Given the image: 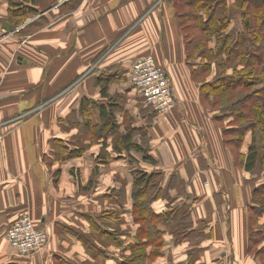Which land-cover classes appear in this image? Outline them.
Returning <instances> with one entry per match:
<instances>
[{"label": "crops", "instance_id": "obj_1", "mask_svg": "<svg viewBox=\"0 0 264 264\" xmlns=\"http://www.w3.org/2000/svg\"><path fill=\"white\" fill-rule=\"evenodd\" d=\"M145 56L169 72L175 107L167 115H155L128 80ZM196 61L174 0H0V264H124L139 229L137 169L160 173L162 188L173 176L171 195L191 206L193 228L208 225L178 247L165 236L163 257L149 264H264L256 254L264 242L249 248V175L234 167L202 99L213 75ZM83 99L91 117L80 114ZM102 107L118 128L99 138L80 126L101 129ZM127 125L143 130L135 141L158 164L119 153ZM78 146L87 150L69 157ZM167 206L161 199L152 208ZM24 215L50 237L30 256L7 240Z\"/></svg>", "mask_w": 264, "mask_h": 264}, {"label": "trees", "instance_id": "obj_2", "mask_svg": "<svg viewBox=\"0 0 264 264\" xmlns=\"http://www.w3.org/2000/svg\"><path fill=\"white\" fill-rule=\"evenodd\" d=\"M174 1L188 59H202V72L207 75L213 72V65L218 68L215 77L204 82L201 95L205 101L213 100L209 102L212 114L217 111L215 107L226 110L221 117L213 114V121L219 124L222 141L232 156L234 167L246 175L257 171L264 173V0ZM236 14L242 20V30L238 31L234 25ZM108 82L106 80L105 86ZM257 84L262 87L254 89ZM89 104L86 99L82 100V117H91ZM102 108L101 129V125L91 128L87 122L80 126L99 138L103 137L105 129L109 128L108 132L114 133L118 128L114 112L110 110L107 113ZM154 113L158 115L156 111ZM138 134L145 139L142 129L127 125L121 137L119 153L130 156L133 150L143 154L146 162L158 164L149 154V148L135 141ZM248 134L251 136L249 142L246 141ZM86 150V147L78 146L68 152L69 157L80 156ZM160 176V173L149 174L140 169L133 172L132 215L139 229L137 243L130 245L133 252L128 257L123 256L124 264L154 263L163 257L165 236L170 235L171 241L178 247L192 242L200 236V230L208 226L203 224L193 228L191 206L178 201V196L171 195L173 176L168 179L165 188H162L164 177L161 179ZM161 199L167 201L168 206L158 213L152 205ZM249 215L254 231L249 246L252 250L264 242V229L259 227H264V184L252 191ZM256 254L264 262V247Z\"/></svg>", "mask_w": 264, "mask_h": 264}, {"label": "built area", "instance_id": "obj_3", "mask_svg": "<svg viewBox=\"0 0 264 264\" xmlns=\"http://www.w3.org/2000/svg\"><path fill=\"white\" fill-rule=\"evenodd\" d=\"M128 80L158 115H167L175 107L169 72L156 65L151 56L141 57L132 63ZM7 240L19 255L30 256L47 248L50 237L46 230L35 227L29 215H24L10 226Z\"/></svg>", "mask_w": 264, "mask_h": 264}, {"label": "rangeland", "instance_id": "obj_4", "mask_svg": "<svg viewBox=\"0 0 264 264\" xmlns=\"http://www.w3.org/2000/svg\"><path fill=\"white\" fill-rule=\"evenodd\" d=\"M236 17H235V21H234V25L236 26V30L238 31V30H242V20H241V18L239 17V14H236L235 15ZM205 63H207L206 61H205ZM191 64L193 65V66H202V64H203V62H202V59H197V61L196 62H191ZM212 71H214L213 73H211L212 75H213V77L216 75V72H218V68H217V66L216 65H213L212 66ZM213 77H212V79H213ZM205 79V78H204ZM212 79H210V80H212ZM170 82H171V85H172V81H171V78H170ZM172 87H173V85H172ZM262 87V85L261 84H257L256 86H255V88L254 89H258V88H261ZM213 100H211L210 102H212ZM216 109H217V111H215V113H213V114H216V115H218L219 117H221V116H223V115H225L226 113V110L225 109H222V108H219V107H215ZM212 114V115H213ZM21 116V115H20ZM19 116V117H20ZM229 120H231V119H229ZM227 122H228V119H226L225 120V124L227 125ZM251 140V136H250V134H248L247 136H246V141L247 142H249ZM248 144V143H247ZM244 175V174H243ZM243 175H241V177L243 176ZM244 179H245V184L249 187V189H251V192L256 188V187H258V186H260V185H263L264 184V173L263 172H259V171H257L255 174H250L249 175V178H245L244 177ZM248 182H249V184H248ZM182 201H184V200H182ZM263 220V219H262ZM264 223V222H263ZM263 225V224H262ZM260 228H262V229H264V227H262V226H259Z\"/></svg>", "mask_w": 264, "mask_h": 264}]
</instances>
